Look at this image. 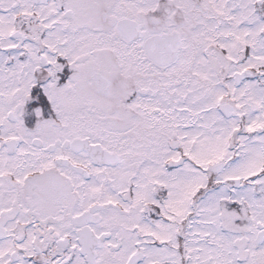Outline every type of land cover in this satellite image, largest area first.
Instances as JSON below:
<instances>
[{
	"label": "snow or ice",
	"instance_id": "obj_1",
	"mask_svg": "<svg viewBox=\"0 0 264 264\" xmlns=\"http://www.w3.org/2000/svg\"><path fill=\"white\" fill-rule=\"evenodd\" d=\"M0 264H264V0H0Z\"/></svg>",
	"mask_w": 264,
	"mask_h": 264
}]
</instances>
